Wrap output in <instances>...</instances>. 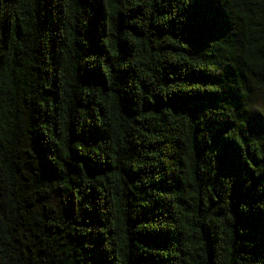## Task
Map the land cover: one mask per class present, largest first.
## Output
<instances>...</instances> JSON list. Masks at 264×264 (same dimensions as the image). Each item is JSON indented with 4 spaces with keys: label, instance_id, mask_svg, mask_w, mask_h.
Segmentation results:
<instances>
[{
    "label": "trees",
    "instance_id": "obj_1",
    "mask_svg": "<svg viewBox=\"0 0 264 264\" xmlns=\"http://www.w3.org/2000/svg\"><path fill=\"white\" fill-rule=\"evenodd\" d=\"M0 264H264V0H0Z\"/></svg>",
    "mask_w": 264,
    "mask_h": 264
}]
</instances>
